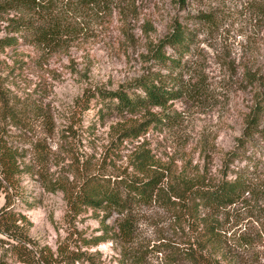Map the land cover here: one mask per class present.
I'll use <instances>...</instances> for the list:
<instances>
[{
    "label": "rangeland",
    "instance_id": "1",
    "mask_svg": "<svg viewBox=\"0 0 264 264\" xmlns=\"http://www.w3.org/2000/svg\"><path fill=\"white\" fill-rule=\"evenodd\" d=\"M69 3L0 0V144L13 158L0 243L28 239L35 264H191L189 247L212 264H264V142L237 146L264 88V0ZM31 23L53 24V37ZM149 73L173 92L163 104L134 101ZM222 173L243 185L228 204L172 194ZM86 177L100 201L73 207Z\"/></svg>",
    "mask_w": 264,
    "mask_h": 264
},
{
    "label": "trees",
    "instance_id": "2",
    "mask_svg": "<svg viewBox=\"0 0 264 264\" xmlns=\"http://www.w3.org/2000/svg\"><path fill=\"white\" fill-rule=\"evenodd\" d=\"M12 1H22L30 2L33 0H12ZM70 1V0H69ZM84 0H71L73 5H81ZM56 27L51 24L48 26L46 24H29L28 31L37 36L41 41H48L54 35ZM178 33L171 32L165 36L170 40L177 39ZM165 39L162 38L156 44L154 51L155 56L158 61L165 60L164 53L161 52V48L164 45ZM160 74H143L134 79L132 86L130 88H136L138 92H134V101H142L144 103L150 104H163L164 100L170 97L173 93L166 85H163V80H160ZM175 82V81H174ZM172 82L171 85L174 83ZM178 82H175L174 85H177ZM173 85V86H174ZM181 86V85H180ZM179 86V88H180ZM172 88V86H170ZM102 95L105 96V99H117L121 98L123 94V89L116 90H105L102 92ZM264 112V88H257L255 91L254 101L249 107L248 114L245 118V123L242 128L241 136L237 137V146L242 145L243 139L257 134L259 140L264 142V129H257L259 118ZM232 151H229L228 154H231ZM12 153L8 151L4 143L0 144V173L3 179L7 182H10L12 179ZM151 163L146 156L139 157L138 161L135 164V169L138 171H144L146 165ZM152 179L155 183V178ZM156 180V179H155ZM206 180V181H205ZM194 177L186 178L179 184L176 188H172V194L178 198L184 199V197L198 198L207 200L216 205H225L237 198V193L243 188L242 181L227 177L224 173L220 174L218 177H202L198 182H193ZM131 189H138L151 187L145 183L149 181L142 182H132ZM153 185V184H152ZM134 191V190H133ZM136 192V190H135ZM100 188L97 180H93L92 177H86L79 183L78 188L75 192L74 199L71 202L73 207H78L79 205H96L100 201ZM5 230H1L2 233ZM11 237L10 242L0 243V264H7L6 258L12 257L23 262L25 264H35L33 262V254L28 239L24 237L15 236L9 234ZM196 249L191 247L185 248L184 253L187 254V257L190 259L191 264H212L211 262H204L201 258V253H197Z\"/></svg>",
    "mask_w": 264,
    "mask_h": 264
}]
</instances>
